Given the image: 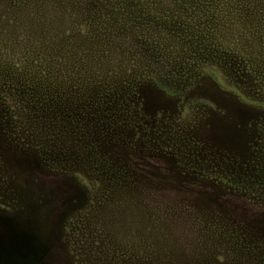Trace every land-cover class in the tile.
I'll return each instance as SVG.
<instances>
[{"label": "rangeland", "instance_id": "rangeland-1", "mask_svg": "<svg viewBox=\"0 0 264 264\" xmlns=\"http://www.w3.org/2000/svg\"><path fill=\"white\" fill-rule=\"evenodd\" d=\"M0 264H264V0H0Z\"/></svg>", "mask_w": 264, "mask_h": 264}, {"label": "trees", "instance_id": "trees-1", "mask_svg": "<svg viewBox=\"0 0 264 264\" xmlns=\"http://www.w3.org/2000/svg\"><path fill=\"white\" fill-rule=\"evenodd\" d=\"M139 85H140V83H139V82H138V83H135V85H134L133 89H134V90H136V88H138V87H139ZM136 91H138V92H139V90H136ZM138 92H137V93H138Z\"/></svg>", "mask_w": 264, "mask_h": 264}]
</instances>
